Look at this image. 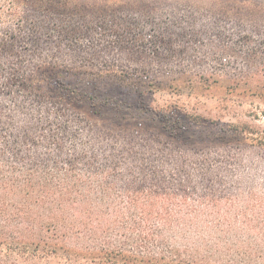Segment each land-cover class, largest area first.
I'll return each instance as SVG.
<instances>
[{"label":"trees","instance_id":"obj_1","mask_svg":"<svg viewBox=\"0 0 264 264\" xmlns=\"http://www.w3.org/2000/svg\"><path fill=\"white\" fill-rule=\"evenodd\" d=\"M25 16L17 0H0V90L7 81L27 104L23 112L6 108L3 99L13 93L3 86L0 252L55 254L69 245L65 250L99 264H264V145L253 140L248 151L238 150L231 170L193 155L192 149L158 155L154 145L140 143V136L112 135L100 123L73 113L90 110L95 101L92 113L98 121L105 114L123 123L128 117L122 111L142 96L141 88L172 87L161 76L205 77L208 70L197 56L190 58L192 49L219 46L218 65L233 49L263 50L260 36L250 30L255 28L234 15L211 17L183 5L151 7L143 14L105 11L92 27L116 42L90 50L84 59L87 65L103 61L104 70L112 69L90 74L104 82L99 88L91 84L85 66L70 65L72 53L59 45L42 46L49 60L44 65L33 56L27 63H13L25 55L9 54L24 35ZM92 27L62 18L57 43L74 40L73 33L92 39ZM48 31V24L35 22L31 35L44 39ZM251 39L255 42L248 45ZM149 40L155 44L147 47ZM112 47L116 54L121 49L117 69L109 67L105 54ZM78 58L76 53L73 59ZM6 64L11 74L4 73ZM47 96L58 103H49ZM175 110L149 108L151 121L169 139L209 138L199 114L186 111L181 120ZM235 129L249 131L243 124Z\"/></svg>","mask_w":264,"mask_h":264},{"label":"rangeland","instance_id":"obj_2","mask_svg":"<svg viewBox=\"0 0 264 264\" xmlns=\"http://www.w3.org/2000/svg\"><path fill=\"white\" fill-rule=\"evenodd\" d=\"M17 3L27 16L24 17L22 23L24 35L16 38L15 49H10L9 54L16 53L15 50L20 53L25 52V55L14 58L12 62L27 63L31 60L29 57L33 56L35 63L39 62L40 65H44L49 60L44 59L47 52H43L42 46L55 44L59 45L63 51L72 53L73 56L78 53L77 60L73 59V56L69 59L70 65L74 64L76 69L85 66L84 69L89 78H92L90 74L101 75V72L104 74L112 71V69L104 70L103 61H90V65H87L84 60L86 53L90 50L108 49V45H113L116 42L113 37L104 38L92 27L97 16L105 11L118 14L139 11L140 14H143L151 7L165 8L172 5H183L190 9L204 10L211 17L227 18L234 15L239 19V22L249 23V26L254 27L255 29H250L251 32L260 36L257 40L264 43V0H17ZM53 12L59 15L53 16ZM62 18L73 19L91 26L92 39L82 36L81 33H73L74 40L72 37H68L66 42L57 43L56 31H60ZM35 22L48 24L49 31L44 33V39L32 37L31 33ZM16 25L17 22L14 26ZM74 42L75 44L72 45ZM254 42L255 40L251 39L248 45ZM150 44L155 43L152 40L146 42L147 47ZM128 46L132 48L134 44L127 43L125 47ZM222 50L219 46H214L213 51L205 47L192 49L193 54L190 55V58L197 56L203 62L204 70H208L204 72L205 77L200 78L194 74H186L178 75L171 80V78L161 76L162 81L170 80L172 87L161 85L155 88L148 85L141 88L142 96L131 102L132 107L129 111H122L128 117L123 123H117L105 114L98 121V118L92 113L97 106L95 101H93L90 110L73 109V113L84 114L88 121L100 123V127L113 132L112 135L120 133L119 135L140 136V143L154 145L158 155L165 150L192 149L193 155L208 157V160H212L214 165L222 164L232 170L236 166L232 157L237 154L238 150L248 151L246 148L249 144L252 145L253 140L257 144L264 145V49L255 53L251 48L246 47L244 49L246 55L243 54L244 50L233 49L230 53L228 52L227 57L220 60L218 65L217 55L222 56L219 54ZM120 51L121 49L117 54H120ZM105 54L111 60L109 67L111 68L113 65V68L117 69L115 49L112 47L109 53L106 51ZM133 56L135 59L139 58L136 53ZM186 59L187 57L181 59L180 62ZM11 68L10 64H6L4 73L11 74ZM2 82L0 79L1 85ZM100 82L103 81L93 78L91 80V84L95 87L99 86V88ZM6 83L7 81H4L3 86ZM3 86H1L0 94L3 93ZM5 87L13 94L10 97H4V106L13 111L22 109L20 112H23L27 106L25 97H16L14 95L16 91L12 86L7 84ZM47 98L51 104L58 103L51 96H47ZM166 106H175V115L180 116L181 120L185 117L186 111L199 114L202 120H206L207 129L203 135L209 134V138L191 141L169 139L168 135H164V131L158 127V124L151 121L152 115L149 111V108L156 110V108L161 109ZM129 114H133V116ZM136 117L139 119H132ZM241 124L247 125L249 131L241 132L238 129L240 133H236V126L241 128ZM158 131L161 133L160 136L156 135ZM116 138L118 137H115L114 140ZM218 153L222 154V157L218 158ZM243 164L245 163L242 161L241 165ZM68 246L66 247L68 248ZM65 249L57 251L55 254L38 252L9 254L3 250L0 252V264H99L84 253Z\"/></svg>","mask_w":264,"mask_h":264}]
</instances>
